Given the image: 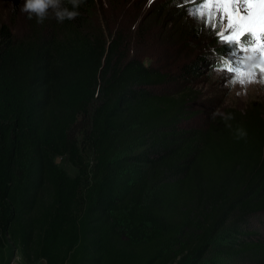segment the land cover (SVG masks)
Instances as JSON below:
<instances>
[{"label": "trees", "instance_id": "16d2710c", "mask_svg": "<svg viewBox=\"0 0 264 264\" xmlns=\"http://www.w3.org/2000/svg\"><path fill=\"white\" fill-rule=\"evenodd\" d=\"M65 7L80 15L25 14L20 34L0 19V264H264V97L189 125L192 93L163 89L132 29ZM214 46L178 71L223 67Z\"/></svg>", "mask_w": 264, "mask_h": 264}, {"label": "rangeland", "instance_id": "374dc122", "mask_svg": "<svg viewBox=\"0 0 264 264\" xmlns=\"http://www.w3.org/2000/svg\"><path fill=\"white\" fill-rule=\"evenodd\" d=\"M110 1L116 5L113 6ZM18 2L19 5L14 9L15 0H0V19L10 25V28H14L15 33L20 34L24 28L25 14L20 12L24 0H18ZM97 3L103 5L100 11L114 17L110 26L117 30L121 25L124 33L128 28L133 30L136 50L133 48L132 52L141 57L146 55L143 60L146 64L151 63L154 68L158 67L162 70L163 65L169 66L168 83L163 89L178 91L189 88L188 90L193 96L190 108L200 110L197 116L187 121L189 125L206 126V123L212 117L214 118L213 114L216 110L219 109L221 112L223 107L241 110L251 103L252 99L254 103H263L264 89L257 86L250 87L246 96L237 97L235 92L229 95V89L225 87L226 79L231 78V74L228 72H224L223 75L215 73L210 75V71L213 69L211 66L204 64L201 66L196 63L193 65L196 76L185 77L184 72L178 71L176 67L179 63L183 65L191 63L208 47L212 48L214 45H217L214 46L216 48L220 47L221 55L217 61L219 66H223L224 57L230 59L233 66H239V63L233 62L242 58V47L253 45L258 51L264 50V44L260 46L261 41L264 40V10L257 12L258 4L250 9L252 13H256L253 15L252 26L237 38L236 33L240 32V28L231 24L227 18L221 15L222 6L218 2L204 3L199 17L196 14H193L192 17L188 16L189 12H195V6L189 0H155L152 4H149L148 0H101V3L97 0ZM160 3L169 5L168 7H175L178 13L167 15L165 11L169 8H165L159 13L155 12L153 9ZM239 3L240 0H236L232 7H236ZM13 9L15 10L14 21L11 16ZM98 15L100 24L105 29L102 14ZM176 16L179 17L175 19ZM172 22L174 24H171ZM193 26H200V32L196 37H186L187 31ZM177 29L180 30L181 37L179 39L177 38L179 36H177ZM159 36H162L160 40ZM175 38L177 39L174 40ZM184 38H186L185 41H183ZM230 38H232L231 44H229ZM144 41H146V47L141 48V42ZM260 70L264 71V65L260 66ZM56 162L67 171L71 170L68 163L60 158ZM6 260L7 264H27L14 251ZM240 264L251 263L240 261Z\"/></svg>", "mask_w": 264, "mask_h": 264}, {"label": "clouds", "instance_id": "9594fccd", "mask_svg": "<svg viewBox=\"0 0 264 264\" xmlns=\"http://www.w3.org/2000/svg\"><path fill=\"white\" fill-rule=\"evenodd\" d=\"M149 4L155 2V0H148ZM62 0H24L21 5L20 12L27 15L28 19L37 17L38 23L43 21L48 16V10L51 8L55 10V16L59 21L63 22L65 19L74 20L80 15L78 11L69 10L67 7L61 9ZM69 3L73 7H79L82 0H69ZM201 13H197L199 17ZM189 17L193 16V13H188ZM264 36V31H263ZM243 53L239 66H233L230 59L223 58V67L217 69L213 68L210 71V75L215 73L216 75H223L224 72L231 74L230 79H226L225 87L229 89V95L235 92L237 97L246 96L250 87L257 86L260 89H264V71L260 70V66L264 65V50L258 51L255 46L242 47ZM219 109L213 114L215 116L220 115ZM233 117L231 115L225 116L226 120H230ZM230 127V125H229ZM247 132L244 129H238V137H246Z\"/></svg>", "mask_w": 264, "mask_h": 264}, {"label": "snow or ice", "instance_id": "6c2138e0", "mask_svg": "<svg viewBox=\"0 0 264 264\" xmlns=\"http://www.w3.org/2000/svg\"><path fill=\"white\" fill-rule=\"evenodd\" d=\"M189 2L195 6L193 14L200 13L204 3H220L222 6L221 15L227 18L231 24L240 28V32L236 33L237 38L241 33H246L253 24L254 14L250 9L257 3L264 6V0H240V3L236 7H232L236 0H189ZM231 39H229V44H231Z\"/></svg>", "mask_w": 264, "mask_h": 264}, {"label": "bare ground", "instance_id": "6f19581e", "mask_svg": "<svg viewBox=\"0 0 264 264\" xmlns=\"http://www.w3.org/2000/svg\"><path fill=\"white\" fill-rule=\"evenodd\" d=\"M257 4H258L257 12H259L260 10H264V6H262L259 3H257ZM253 14L255 15L256 13L254 12ZM263 44H264V40L261 41L260 46H263Z\"/></svg>", "mask_w": 264, "mask_h": 264}, {"label": "built area", "instance_id": "2783aa9c", "mask_svg": "<svg viewBox=\"0 0 264 264\" xmlns=\"http://www.w3.org/2000/svg\"><path fill=\"white\" fill-rule=\"evenodd\" d=\"M40 264H46V263H45V261L42 260V261L40 262Z\"/></svg>", "mask_w": 264, "mask_h": 264}]
</instances>
